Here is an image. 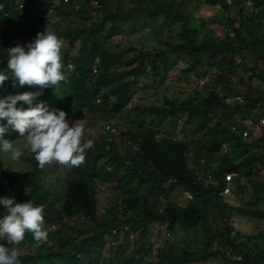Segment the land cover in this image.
Segmentation results:
<instances>
[{
    "label": "trees",
    "instance_id": "obj_1",
    "mask_svg": "<svg viewBox=\"0 0 264 264\" xmlns=\"http://www.w3.org/2000/svg\"><path fill=\"white\" fill-rule=\"evenodd\" d=\"M17 1L24 2L25 7L5 16L4 12ZM72 1H43L57 11L61 20L70 14L77 18L75 25L61 28L52 22V30L66 42L61 48L65 80L42 90L39 86H19L18 82L13 87L15 77L9 72V79L0 87V98L39 93L32 106L44 102L49 111L63 110L67 116L79 117L83 112L124 115L140 84L150 78L166 82L165 76L179 62L177 78L194 73L197 77L209 76V81L204 83L203 93L196 92L180 103L165 98L162 105H134L132 124L117 133L85 132L84 141L93 140L94 148L86 150L85 162L72 166L64 179H53L50 167L41 169L33 154L27 159L31 163L29 193L16 187L18 177L0 158V198L43 205L44 223L57 225L58 230L57 241H51L42 251L23 252L20 264H37L39 260H47L48 264H103L111 230L120 231L125 225L130 226L134 236L130 240L126 232L124 242L115 251V264H191L216 258L224 264H264V250L256 245L253 254H247L244 250L250 249L241 241L244 235L239 231L231 234L234 212L264 220V179L257 183L252 180L256 164L264 163V149L256 146L260 142L264 146V125L257 139L245 140L242 131L231 123L236 115L264 106V0H253L261 8L254 14L243 13L237 0H206L221 7L231 26L236 21L239 24L233 28L234 35L225 31L220 37L201 39L191 24L186 0H134V5L127 8L123 0L116 6L98 0L99 20ZM0 4V72H8V48L26 47L29 39L34 42L38 32L29 17L43 20L30 16L32 0H0ZM138 16H162L181 22L178 40L150 48L128 45L119 51L108 49L109 41L122 33L123 21L130 22ZM97 59L98 73L92 74L91 65ZM248 59L253 60L251 65ZM213 66H218V71L211 70ZM240 66L245 73L250 72L248 83L243 85L241 77L243 86L233 93L242 100L228 101L229 95L222 90ZM17 107L30 106L21 101ZM156 120H167L169 124L181 120L183 128L190 130L189 139L159 135ZM0 124L6 125L7 121ZM5 138L14 141L23 137L9 129ZM224 144L241 149V158L236 161L224 152ZM217 155L222 157L213 166L211 162ZM228 172L236 174L232 192L219 196ZM103 183H111L114 193L113 202L104 212L98 206ZM175 194H183L185 203L178 202ZM214 210L220 211L218 222L213 219ZM6 214L0 204V219ZM156 223L164 229L157 235L160 243L154 247L149 232ZM177 225L203 232L207 242L202 252H179ZM27 237L26 231L25 240L17 246L3 243L23 250ZM256 250L261 254L256 255Z\"/></svg>",
    "mask_w": 264,
    "mask_h": 264
},
{
    "label": "rangeland",
    "instance_id": "obj_2",
    "mask_svg": "<svg viewBox=\"0 0 264 264\" xmlns=\"http://www.w3.org/2000/svg\"><path fill=\"white\" fill-rule=\"evenodd\" d=\"M134 0H123V6L127 8L128 6L134 5ZM181 1V0H176ZM58 4V0H55ZM108 6H116L119 0H107ZM72 4L75 6L83 5L91 14L95 17V20L100 19L101 9L98 0H73ZM241 0H237V5L241 7ZM186 8L191 12L190 19L191 24L198 30V38L201 39L205 36L220 37L225 31L233 32V28L238 26V22L231 26L225 19V14L219 5H210L206 0H186ZM260 8V7H259ZM261 10V8H260ZM16 11V10H15ZM262 12V11H261ZM28 17V16H27ZM32 23L36 26L37 32L45 31L46 28L51 30L54 28L52 21H35L32 17H29ZM76 17L72 14L63 16L62 20L57 22L59 28L64 26L75 25ZM261 19L264 21V13H261ZM181 29V22L170 21L160 16L157 18H150L148 16H138L135 17L130 22L123 21L121 24V32L115 38L111 39L107 44V48L115 51L124 49L128 45H133L137 47H153L157 45H163L166 41H176L178 40V32ZM230 34V33H229ZM62 45H66L65 41H62ZM237 61L240 58H236ZM252 59H248L247 63L252 64ZM181 62L178 63L180 65ZM177 65V66H178ZM174 66L170 72L165 76L166 82H161L160 79L150 78L140 84L139 88L136 89L131 101L125 108L123 114H90L88 112H83L81 116H67V120L70 124H74L76 121L83 124L85 127V132L91 131L92 134H98L103 132L107 124L116 127L117 132L121 129H126L132 124L133 116L132 109L136 104H150L157 103L162 105L165 98L171 99L180 103L187 98L195 95L196 92H204V83L209 81V76L197 77L196 74L190 73L186 77L177 78L178 68ZM211 70L218 71V66L211 67ZM250 72L245 73V69L241 66L237 67L231 78L227 81L225 89L222 90L223 94L229 95L228 98L234 96L233 90L241 88L243 85L248 83V75ZM244 79L243 85H240V79ZM240 85V86H239ZM264 89V84L262 83ZM41 89V88H40ZM42 90V89H41ZM8 95H1V98ZM227 98V100H228ZM234 101V100H228ZM264 116V106H260L255 110L241 114V117L235 116V122H238L237 129L241 131L245 128L248 132L246 136H243L245 140L257 139L260 136V125L259 120ZM150 119L147 118V122ZM155 126L159 128L160 134H166L173 138L178 139H189L190 130L185 129L182 126L181 120H178L176 124H169L167 120L154 122ZM158 135V136H159ZM203 137L204 135H199ZM16 146H18L24 153L20 160L11 161L8 158V154L0 153V158L3 160L4 165L10 167L14 170V173L18 177L15 185L17 188L22 189L26 193L30 191V168L31 163L27 160L31 158L33 153L25 147L24 138L19 140L11 141ZM258 148L264 149L262 143H257ZM223 151L229 153L232 157L241 158V149L234 146L223 145ZM221 155H217L211 165H216L221 159ZM193 158L191 157L190 162L193 164ZM50 167L51 177L64 179L70 175V168L67 166H61L59 164L53 163L48 165ZM256 175L252 177L254 182H259L264 179V163L256 164L255 166ZM103 188L99 194V209H106L108 205L113 202V190L111 183H103ZM175 199L181 204L185 203V197L183 194H175ZM60 206V204H58ZM220 211H213V219L215 222L220 221ZM231 224L233 229L231 231L232 235H235L237 231L244 235L241 241H244L246 246L250 250H254L257 245L260 249L264 250V220H257L248 216L239 215L234 212L231 216ZM129 226V225H128ZM43 229L48 233V241L46 244L36 246L32 234L28 232L29 238L23 247V252H38L42 251L44 248L48 247L51 241H57V225L44 223ZM130 229V226H129ZM126 233L120 232L116 235H111L103 251V264H115L114 256L115 251L120 247L122 241L125 240ZM150 241L153 246H157L160 243V237L155 236V234L150 230ZM133 233L129 232V239L133 237ZM246 236L248 238H246ZM175 237L179 243V252L186 251H199L202 252L203 245L207 240L204 238L203 232L197 229L184 230L179 225L175 229ZM128 240V245L130 247L131 243ZM216 243V242H214ZM17 246V245H16ZM129 249V248H128ZM37 264H48L47 260H39ZM191 264H224L221 258L210 259L206 263L196 262Z\"/></svg>",
    "mask_w": 264,
    "mask_h": 264
},
{
    "label": "clouds",
    "instance_id": "obj_3",
    "mask_svg": "<svg viewBox=\"0 0 264 264\" xmlns=\"http://www.w3.org/2000/svg\"><path fill=\"white\" fill-rule=\"evenodd\" d=\"M62 40L50 28L37 34L34 42L8 48V72H0V87L15 77L13 87L39 86L41 89L57 86L65 80L61 62ZM9 72L11 73L9 75ZM39 93L9 94L0 98V153L8 154L11 161H19L24 154L13 142L6 139L9 129L18 132L25 147L34 154L43 169L53 163L61 166H80L85 162L86 150L94 148V141H84L85 127L76 121L70 126L63 110L49 111L44 102L33 105ZM30 107L18 108V102ZM7 213L0 219V264H20L22 249L7 247L5 243L19 245L30 232L36 246L46 244L48 233L43 229L44 207L31 201L18 203L15 198H0Z\"/></svg>",
    "mask_w": 264,
    "mask_h": 264
},
{
    "label": "built area",
    "instance_id": "obj_4",
    "mask_svg": "<svg viewBox=\"0 0 264 264\" xmlns=\"http://www.w3.org/2000/svg\"><path fill=\"white\" fill-rule=\"evenodd\" d=\"M44 0H32V4L29 6L30 16H38L43 21H52V22H59L61 20V16L57 13V11L52 7L48 6V4L43 2ZM48 1V0H45ZM65 2H68L69 0H64ZM228 3L231 2V0H227ZM242 4V11L245 14H254L259 12V7L253 2V0H241ZM25 7L24 2L17 1L11 5V7L4 12L5 16H10L14 13L17 9H23ZM0 10H3V5L0 4ZM231 35H234L233 32H229ZM32 39H29L27 41L28 43H31ZM71 66V65H70ZM99 69V61L98 59L91 65V73L97 74ZM264 84V80H263ZM112 97V96H111ZM233 100H242V97L238 94H236L233 97ZM260 125H264V116L259 120ZM105 132L107 133H117L116 127L107 124L105 126ZM243 136H246L248 134L247 131L242 132ZM234 177L233 172H228L225 175V185L224 187L218 192L219 196H224L227 194H230L232 192V180ZM189 198H192L191 195H189ZM106 209H101L102 212H104ZM164 229V226L162 224L156 223L152 224L150 230L157 236L159 232ZM120 232L126 233L129 232V226L125 225L122 230L112 229L111 233L112 235H116ZM168 234V233H167Z\"/></svg>",
    "mask_w": 264,
    "mask_h": 264
},
{
    "label": "crops",
    "instance_id": "obj_5",
    "mask_svg": "<svg viewBox=\"0 0 264 264\" xmlns=\"http://www.w3.org/2000/svg\"><path fill=\"white\" fill-rule=\"evenodd\" d=\"M233 97H234V96H233ZM233 97L228 98V100H233ZM237 116L241 117V114H238ZM235 120H236V119H233L231 123H232L234 126L237 127L239 123H238V122H235ZM241 131L243 132V131H247V130H246L245 128H243ZM224 145H225V146H228L227 144H224ZM233 158H234L236 161H238V160L240 159V158H237V159H236L235 157H233ZM234 176H236V174H234ZM235 178H236V177H234V179H235Z\"/></svg>",
    "mask_w": 264,
    "mask_h": 264
},
{
    "label": "water",
    "instance_id": "obj_6",
    "mask_svg": "<svg viewBox=\"0 0 264 264\" xmlns=\"http://www.w3.org/2000/svg\"><path fill=\"white\" fill-rule=\"evenodd\" d=\"M237 244L239 245V244H240V242H237ZM244 251H245V253H247V254H250V255H252V254H253V252H254L253 250H247V249H245ZM255 254H256V255H260V254H261V252H260V251H258V250H256V251H255Z\"/></svg>",
    "mask_w": 264,
    "mask_h": 264
}]
</instances>
